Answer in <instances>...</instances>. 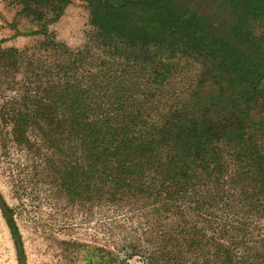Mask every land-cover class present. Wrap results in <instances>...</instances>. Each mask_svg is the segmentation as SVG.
Returning a JSON list of instances; mask_svg holds the SVG:
<instances>
[{
	"label": "trees",
	"instance_id": "1",
	"mask_svg": "<svg viewBox=\"0 0 264 264\" xmlns=\"http://www.w3.org/2000/svg\"><path fill=\"white\" fill-rule=\"evenodd\" d=\"M85 1L105 50L62 54L59 103L50 108L60 117L47 124L75 153L78 177L94 185L98 202L143 218L142 226L154 216L230 217L204 238L221 259L210 264H263L264 253L246 254L255 240L242 228L251 224L235 219H260L264 228V45L252 25L264 19V0ZM18 2L37 20L53 10L54 21L71 0ZM29 34L51 36L46 24ZM164 46L199 61L197 81L169 83L173 54L161 60L145 50ZM0 209L26 264L1 194ZM168 243L153 246L144 264H174L179 249Z\"/></svg>",
	"mask_w": 264,
	"mask_h": 264
},
{
	"label": "rangeland",
	"instance_id": "2",
	"mask_svg": "<svg viewBox=\"0 0 264 264\" xmlns=\"http://www.w3.org/2000/svg\"><path fill=\"white\" fill-rule=\"evenodd\" d=\"M42 10L45 15L37 20L36 15L21 10L18 0H0V194L12 210L26 264H144L152 247L164 240L169 241L167 250L179 249L174 264L215 262L218 258H211L212 248L204 246V238L223 232L219 224L233 220L230 217L176 216L160 221L154 216L149 220L151 226H142L139 221L143 218L129 220L124 210L98 202L94 185L78 177L75 153L65 146L60 130H50L47 125L49 119L60 117L59 111L50 110L51 101L58 105L60 98V57L67 55V49L95 56L105 49L85 0H71L54 21H50L53 10ZM44 24L50 38L28 35ZM252 25L264 45V19ZM145 50L161 60L173 54L177 66L168 78L171 85L193 84L194 75L198 80V60L166 46ZM240 219L251 224L242 230L255 240L248 244L246 254L262 255L264 228L257 226L260 219L235 220ZM183 221L187 225H176ZM179 236L185 240H177ZM193 237L197 240L190 244ZM130 246L134 251H129ZM244 258L261 264L255 257ZM236 260L240 259L234 257ZM0 264H18L1 209Z\"/></svg>",
	"mask_w": 264,
	"mask_h": 264
},
{
	"label": "water",
	"instance_id": "3",
	"mask_svg": "<svg viewBox=\"0 0 264 264\" xmlns=\"http://www.w3.org/2000/svg\"><path fill=\"white\" fill-rule=\"evenodd\" d=\"M7 222V221H6Z\"/></svg>",
	"mask_w": 264,
	"mask_h": 264
}]
</instances>
